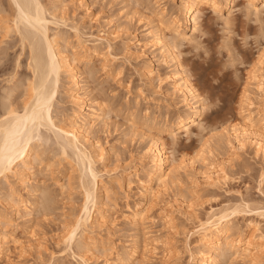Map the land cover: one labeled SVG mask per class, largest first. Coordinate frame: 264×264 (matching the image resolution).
<instances>
[{"label":"rangeland","instance_id":"1","mask_svg":"<svg viewBox=\"0 0 264 264\" xmlns=\"http://www.w3.org/2000/svg\"><path fill=\"white\" fill-rule=\"evenodd\" d=\"M43 1L49 7L55 3V0ZM62 1L68 5L67 24H60L59 28L51 25L50 32L60 31L69 46L75 44L74 24H79L88 34L105 32L114 38V56L107 55V66L99 57L77 63L81 86L78 96L87 107L102 103L105 109L104 119L94 123L89 120L88 141L84 143L102 154L95 167L107 188L103 207L99 204L95 213L99 220L90 229L93 243L81 253L88 264H105L106 260L120 264L118 253L135 247L131 264H195L196 260L190 261L188 249L199 251L195 246L197 236L193 233L197 219L189 217L186 205L192 203L199 217L205 216L212 206L220 208L241 200L250 205H264L263 156L248 146L235 157L229 155L225 143L219 142L224 127L241 121L245 89L250 88L254 94L257 91L252 77L261 72L260 65L264 61V0H233L231 8L223 11L203 5L198 12L201 13L198 32L190 40L177 42L174 53L204 100L205 112L204 129L195 128L190 138L182 130L177 131L180 137L176 144L165 120H172L178 113L187 114L188 108L170 79L177 70L175 60L151 45L148 28L152 25L149 18L153 17L154 1ZM158 1L174 10L181 0ZM12 7L9 0H0V111L7 100L15 104L13 106L21 104L26 96V77L31 74L26 62L28 48L21 50L19 35L12 29ZM59 13L57 16L62 15ZM227 16L231 17L229 23L225 20ZM4 25L11 28L10 32L3 29ZM185 33L191 34L190 27ZM166 34L172 36L170 30ZM171 41H175L173 37ZM135 55L141 57L137 59ZM149 63L154 72L151 85L139 72ZM63 78L65 82V76ZM18 84L20 89L14 90L8 99L11 89ZM139 91L146 97H139L136 107ZM72 108L61 87L54 109L57 119H64L67 124L64 116ZM158 133L169 161L174 162L172 168L183 159L188 162L190 158L197 159L201 150L211 148L218 153L216 165H223L227 179L218 185L206 186L197 183L201 171H205L201 161L195 163V169L191 165L180 170L177 167L168 189L148 209L147 219L136 226L133 214L143 203L141 182L150 164L146 149L149 137ZM52 140L39 146L41 156L23 177L22 184L18 177L0 182V247L3 251L0 264H82L74 255V252L80 254V243L76 241L70 248L63 241L64 231L78 217L83 201L78 184L79 167L74 165L73 159L62 156L57 145L51 144ZM228 155L232 158L229 162L225 161ZM163 208L176 211L174 229L159 214ZM233 222L239 227L238 232L243 231L247 237L256 226L259 228L256 234H264V218L252 213L240 212ZM220 264H264V257L257 263L226 259Z\"/></svg>","mask_w":264,"mask_h":264},{"label":"bare ground","instance_id":"2","mask_svg":"<svg viewBox=\"0 0 264 264\" xmlns=\"http://www.w3.org/2000/svg\"><path fill=\"white\" fill-rule=\"evenodd\" d=\"M153 1L155 4L152 12L153 17L149 18L153 29L148 28V30L150 29L148 33H151L152 37L151 45L160 49L162 54H167L170 59L172 57L175 60L177 70L170 79H172L174 90L180 93L183 105L188 108L187 114L178 113L172 120L164 119L168 131L173 137V142L176 144L180 137L177 131L182 130L184 135L190 138L195 128L199 131L204 129L205 102L185 74L181 61L174 53V48L179 40H190L191 36L198 32L201 14L198 12L201 6L207 5L215 10L223 11L226 8H231L233 0H181L179 7L174 10L173 8L169 9L166 3L162 5L158 0ZM9 2L13 6L11 8L13 10L11 14L12 29L19 35L21 50L25 51L26 47L28 48L26 62H28L31 74L29 76L28 73V76H25L26 96L21 104L16 103L17 106H13L15 104L8 103L7 100L0 111V182L18 177V182L22 184L23 177L30 173L33 164L41 156L38 153L39 146L46 142L50 143V140L53 139L51 144L57 145L58 152L60 151L62 156L67 159L68 157L73 159L74 165L79 167L78 184L83 196L80 213L67 226L63 234V241L70 248L74 242L78 241L80 254L74 252V255L78 256L82 264H88V259L81 252L87 250L93 243L89 235L93 231L90 229L99 220L95 213L99 204L102 205L100 208L103 207L102 202H104L107 188L101 180L100 172L95 167L97 158L102 154L97 150L89 149L84 141H88L86 133L89 120L94 123L104 119L105 109L102 103L97 107L93 105L87 107V103L78 96L77 93L81 86L77 63L99 57L102 59L103 65L107 66V61H109L107 55L114 56L112 53L114 38L105 32L88 34L82 30L79 24H74L71 26L74 30L75 44L69 46V42L64 39L66 36L60 34V31H58L59 33L50 32L51 25H58L59 28L60 24L63 26L67 24L65 11H67L68 5L65 4V1L55 0L54 5H50L52 7L47 6L43 0H9ZM58 10H61L60 13ZM57 12L62 15L57 16ZM230 18L229 16L225 18L226 23L230 22ZM189 27L191 34L187 35L185 31ZM3 29L10 32L11 28L5 26ZM169 30L175 41H171V37H167L166 31ZM63 40H65L64 44ZM136 57L138 59L141 56L137 55ZM152 66L149 63L139 70L140 76L149 85L154 79ZM260 66L261 72L255 73L252 77V81L257 87L256 94L248 87L244 91L241 103V121L232 123L221 131L219 142L225 143L229 147V155L237 156L239 152L245 151L250 146L254 148L257 155H262L264 158V61ZM63 76H65V82ZM114 78L116 79V77ZM19 87L18 84L12 88L7 98H11V93ZM61 87L67 93L70 104L73 105L71 112L64 116L68 121L67 124L64 119H62L64 122L58 120L57 114L54 113ZM139 97H146L143 91H139L137 94L136 107L140 102ZM259 98H263V100L257 101L256 99ZM149 99L151 100V98ZM156 120H154L155 125L158 123ZM158 131L163 132V129L158 128ZM149 139L146 151L149 154L150 164L145 168V179L141 182L144 192L143 203L133 214L135 217L133 222L136 226L147 219L148 209L159 198V195L168 189V184L170 181L172 182L177 167L180 170L191 165L195 169V163L201 161L205 171H201L197 183L206 186L218 185L227 179V171L223 165H216L215 158L218 153L215 154L211 148L207 151L201 150L197 159H189L190 163L188 159H183L177 164L178 166L172 168L174 162L169 161L170 157L164 150L160 133L150 136ZM229 155L226 160H223L229 162L232 159ZM122 180L119 181V184L122 183ZM262 180L264 181V179ZM12 193L11 188L10 194ZM193 207L192 203L186 205V212L189 217L197 219V229L193 233L197 236L195 246L199 251L193 252L190 248L188 249L191 262L196 260L195 264H220L226 259L234 261L239 259L257 263L264 257V234H256L259 228L256 226L247 237L243 231L238 232L239 227L233 222L235 216L240 212H248L253 216L264 218V205H250L249 202L241 200L228 203L220 208L212 206L203 217H199ZM175 212V210L168 211L164 208L159 211L171 229L175 228L173 224L175 223ZM248 225L250 226L251 223ZM186 247H189L188 243H186ZM2 252V247H0V255ZM135 252L136 249L133 247L129 252L120 255L118 253L117 260L121 262L120 264H131L129 262ZM115 263L106 260L105 264Z\"/></svg>","mask_w":264,"mask_h":264}]
</instances>
